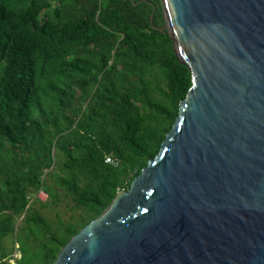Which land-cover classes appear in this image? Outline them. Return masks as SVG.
<instances>
[{
	"label": "trees",
	"instance_id": "obj_1",
	"mask_svg": "<svg viewBox=\"0 0 264 264\" xmlns=\"http://www.w3.org/2000/svg\"><path fill=\"white\" fill-rule=\"evenodd\" d=\"M150 14L160 27V0H0V240L33 248L16 264L53 261L170 129L191 76ZM38 189L42 207L63 190L75 215L31 211ZM11 253L0 246V264Z\"/></svg>",
	"mask_w": 264,
	"mask_h": 264
},
{
	"label": "water",
	"instance_id": "obj_2",
	"mask_svg": "<svg viewBox=\"0 0 264 264\" xmlns=\"http://www.w3.org/2000/svg\"><path fill=\"white\" fill-rule=\"evenodd\" d=\"M160 3L149 22L191 85L157 153L48 264H264V0Z\"/></svg>",
	"mask_w": 264,
	"mask_h": 264
},
{
	"label": "rangeland",
	"instance_id": "obj_3",
	"mask_svg": "<svg viewBox=\"0 0 264 264\" xmlns=\"http://www.w3.org/2000/svg\"><path fill=\"white\" fill-rule=\"evenodd\" d=\"M31 204L29 209L31 211H36L40 215H42L51 225L57 224V218H59L62 222H66L70 220L75 215V209L71 208L72 202L68 195L65 194L63 190L58 189V201L55 205L49 204L44 207L40 206L37 198L32 195ZM34 197L36 199H34ZM22 225V223H21ZM20 227V219L17 218L15 221V233L18 232ZM0 246L5 249H11L12 253L9 258L18 259L20 257V248L21 246L27 247V250L24 252L22 256L23 262L26 261L27 255L33 252V248L29 250L28 243H24L23 235L20 233L16 238L11 235H7L0 240ZM20 246V247H19ZM13 256V257H12Z\"/></svg>",
	"mask_w": 264,
	"mask_h": 264
},
{
	"label": "built area",
	"instance_id": "obj_4",
	"mask_svg": "<svg viewBox=\"0 0 264 264\" xmlns=\"http://www.w3.org/2000/svg\"><path fill=\"white\" fill-rule=\"evenodd\" d=\"M105 162H111V158L109 156L104 157ZM34 196L37 198V200L43 202L47 199V194L44 192L42 189H38L35 193ZM13 257V256H12ZM7 264H16L15 260L13 258H9L7 260Z\"/></svg>",
	"mask_w": 264,
	"mask_h": 264
}]
</instances>
